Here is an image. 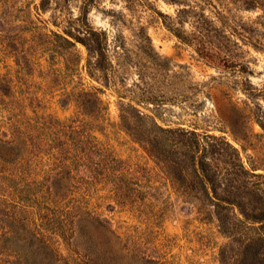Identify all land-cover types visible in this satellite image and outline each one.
I'll use <instances>...</instances> for the list:
<instances>
[{"label":"rangeland","instance_id":"374dc122","mask_svg":"<svg viewBox=\"0 0 264 264\" xmlns=\"http://www.w3.org/2000/svg\"><path fill=\"white\" fill-rule=\"evenodd\" d=\"M135 2L93 0L85 7V0H0V137L18 135L21 145L11 159L16 163H0V211L9 213L22 200L23 218L63 255L71 247L57 237L66 231L59 227L60 214L74 205L99 217L127 247L169 264H240V244L255 237L251 225H258L239 222L241 212L264 210V25L256 21L259 11L213 0L217 9H228L236 32L230 41L208 48L209 63L153 13L158 9L174 16L175 4ZM204 7L213 17L215 9ZM82 22L105 30L110 48L112 37L123 35L131 52L125 85L147 89L164 102L163 110L151 107L159 114L158 124L197 131L207 145L197 153L202 165L194 168L186 154L187 135L162 133L148 119L134 123L144 135L131 134L133 129L118 120L110 88L102 95L107 120L82 115L77 92L103 86L83 68L84 46L72 47L58 36L79 34ZM138 26L151 38L150 62L142 58L134 36ZM61 168L69 180L65 206L58 209L47 187ZM217 198L233 204L215 206ZM4 259L0 255V262Z\"/></svg>","mask_w":264,"mask_h":264},{"label":"trees","instance_id":"16d2710c","mask_svg":"<svg viewBox=\"0 0 264 264\" xmlns=\"http://www.w3.org/2000/svg\"><path fill=\"white\" fill-rule=\"evenodd\" d=\"M92 1L85 0V7ZM168 1L177 6L174 16L165 14L158 9H154L153 13L157 14L163 25L173 35L182 42L192 45L201 57L212 63V52L208 48L213 47L214 43L230 41L233 32H236V28L231 26L228 9H217L213 0H198V2L190 3L187 0ZM228 1L239 3L247 11H259L256 21L264 25V0ZM142 2L143 0H136L135 3L145 5ZM204 6H211L215 9L213 17L207 13ZM85 12V10L81 12L84 17H86ZM216 20L219 24L215 23ZM78 33H69V38L60 34L58 36L72 47H76L77 43L84 46L87 54L83 68L86 69L91 78L98 79V82L103 86L92 85V88H82L81 91L77 92L75 101L77 107L82 111V115L92 119H99L102 116V119L107 120L109 116L108 102L102 98V95L107 88H110L118 102V120L128 129H133L131 134L144 135L145 132L133 127L135 126L134 123L139 122V120L148 119L162 133L187 135L190 148L186 154L189 155L194 168L198 164L202 165L203 159L197 158V153L200 150H206L207 145L200 143L197 131L181 126L168 125L163 127L158 124L157 115L159 114L151 110V107L155 105V107L160 108L156 111L163 110V106L160 104L164 102L147 89L136 91L129 88L128 84L125 85L127 70L131 67L129 63L131 52L125 48L126 42L123 35L115 34L111 40L113 41L112 48H110L111 44L108 42L109 37L105 30L82 22L81 31ZM134 36L140 45L142 58L150 62L153 49L146 28L138 26ZM137 82L133 81L131 85L137 86ZM140 106L146 111L142 110ZM13 138L14 140H5V138L0 137V163L4 165L16 163V161L11 160L12 156L21 149L20 137L15 135ZM10 173L12 174V172ZM50 178L51 182H49L47 189L53 193V203L57 202L59 209L65 206L62 201L68 192L65 183L69 180V173L61 168L56 170L53 177ZM211 190L214 192L215 188L211 186ZM223 202L227 204L225 205ZM220 203L223 205L222 208H227L233 204L222 198H217V202L214 204L220 206ZM73 207L74 205L66 206L63 209L65 212L60 214L63 218L59 221V227L66 228V231L59 232L57 235L58 238L61 236L70 245L69 255H63L58 246L52 244L47 237L29 226L26 219L23 218L25 206L22 200H16L13 211L9 213L0 211V247L3 249L0 255L5 257L0 264H169L162 258L155 257L145 251L138 252L127 247L118 236L113 234V231L104 225L99 217L95 216L94 213L92 214L94 216H91L90 210L84 211ZM215 213L218 215V210H215ZM241 213L243 219L239 222L250 225L258 222V225H251L257 230L254 234L255 237H246L240 244L241 248L238 254L240 264H264V210L251 215L243 209ZM67 214L69 219L65 217ZM223 225L228 227L229 224L224 222ZM90 226H94L92 232L96 234V237L92 236ZM105 234L107 235L106 238H104Z\"/></svg>","mask_w":264,"mask_h":264}]
</instances>
